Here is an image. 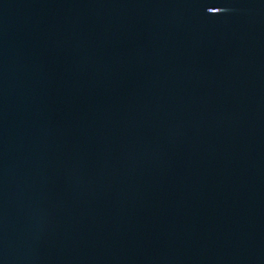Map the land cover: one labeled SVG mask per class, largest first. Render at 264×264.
I'll return each mask as SVG.
<instances>
[{
  "label": "water",
  "instance_id": "95a60500",
  "mask_svg": "<svg viewBox=\"0 0 264 264\" xmlns=\"http://www.w3.org/2000/svg\"><path fill=\"white\" fill-rule=\"evenodd\" d=\"M0 264H264V0H0Z\"/></svg>",
  "mask_w": 264,
  "mask_h": 264
}]
</instances>
